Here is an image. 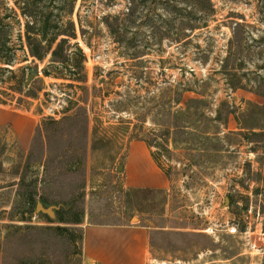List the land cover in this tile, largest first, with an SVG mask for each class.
I'll list each match as a JSON object with an SVG mask.
<instances>
[{
  "label": "rangeland",
  "instance_id": "rangeland-1",
  "mask_svg": "<svg viewBox=\"0 0 264 264\" xmlns=\"http://www.w3.org/2000/svg\"><path fill=\"white\" fill-rule=\"evenodd\" d=\"M0 21V113L30 131L0 123V264H82L84 226L128 224L146 264H264V0H0ZM139 143L166 189L128 184Z\"/></svg>",
  "mask_w": 264,
  "mask_h": 264
},
{
  "label": "crops",
  "instance_id": "crops-1",
  "mask_svg": "<svg viewBox=\"0 0 264 264\" xmlns=\"http://www.w3.org/2000/svg\"><path fill=\"white\" fill-rule=\"evenodd\" d=\"M0 123L10 122V118L21 137L30 134L23 125L22 117L0 113ZM32 123V121H31ZM129 158L141 168L138 179L133 175L128 179L130 186L166 189L168 180L164 179L156 167L146 147L136 144L130 149ZM146 164L150 166L149 177ZM149 231L139 224L121 226L90 225L83 227L82 264H146L149 253Z\"/></svg>",
  "mask_w": 264,
  "mask_h": 264
},
{
  "label": "trees",
  "instance_id": "trees-1",
  "mask_svg": "<svg viewBox=\"0 0 264 264\" xmlns=\"http://www.w3.org/2000/svg\"><path fill=\"white\" fill-rule=\"evenodd\" d=\"M4 33V27L2 26V23L0 21V34ZM30 40V37H28V41ZM48 42V40L46 39V35L44 34V32L40 33V38H39V42ZM53 42V40H51V42H49V48L51 47V43ZM30 43V41H29ZM31 46V45H30ZM49 53V52H48ZM55 54V53H54ZM54 54H52V56H54ZM34 57H36L38 60H42V55H39L37 53H34L33 55ZM13 59V56H10V57H6V56H1L0 55V90H1V86H2V79H3V74L5 73H13L12 72V67H13V63L14 61L12 60ZM46 74V73H45ZM47 76V75H46ZM20 81L16 82L19 90H22V86H21V82L19 83ZM0 104L2 105H6L5 102H3L1 100V97H0ZM154 160L157 162V159H155L154 157ZM59 221L60 222H66L64 218H59ZM81 220H80V217H76L74 219L71 220V223L72 224H80ZM78 240H82L81 236L79 235L78 237Z\"/></svg>",
  "mask_w": 264,
  "mask_h": 264
},
{
  "label": "built area",
  "instance_id": "built-area-1",
  "mask_svg": "<svg viewBox=\"0 0 264 264\" xmlns=\"http://www.w3.org/2000/svg\"><path fill=\"white\" fill-rule=\"evenodd\" d=\"M227 233L229 235H232V236L237 235L238 234L237 226L236 225H232L230 228L227 229Z\"/></svg>",
  "mask_w": 264,
  "mask_h": 264
},
{
  "label": "water",
  "instance_id": "water-1",
  "mask_svg": "<svg viewBox=\"0 0 264 264\" xmlns=\"http://www.w3.org/2000/svg\"><path fill=\"white\" fill-rule=\"evenodd\" d=\"M31 79H32V75L28 77V80H27V81L30 82ZM37 211L46 212V211L42 208V206H41L40 204L37 206Z\"/></svg>",
  "mask_w": 264,
  "mask_h": 264
}]
</instances>
